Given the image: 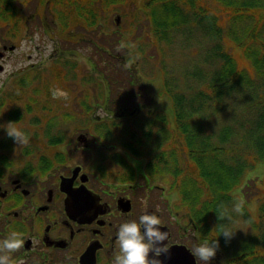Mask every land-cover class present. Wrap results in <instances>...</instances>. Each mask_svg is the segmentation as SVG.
I'll list each match as a JSON object with an SVG mask.
<instances>
[{
	"label": "flooded vegetation",
	"instance_id": "obj_1",
	"mask_svg": "<svg viewBox=\"0 0 264 264\" xmlns=\"http://www.w3.org/2000/svg\"><path fill=\"white\" fill-rule=\"evenodd\" d=\"M7 40L0 36V125L17 123L28 138L18 146L0 127V241L13 232L24 241L10 264H113L119 225L145 213L169 233L163 264H200L192 250L211 241L182 201L169 149L149 156L142 139L130 140L133 147L100 143L98 126L105 129L111 116L96 108L87 115L91 98L75 100L71 83L54 82L58 71L44 67L43 52L35 61L32 52L15 58ZM95 107L111 112L107 100ZM219 256L218 248L210 264H220Z\"/></svg>",
	"mask_w": 264,
	"mask_h": 264
},
{
	"label": "trees",
	"instance_id": "obj_2",
	"mask_svg": "<svg viewBox=\"0 0 264 264\" xmlns=\"http://www.w3.org/2000/svg\"><path fill=\"white\" fill-rule=\"evenodd\" d=\"M124 1L89 0L87 3L84 0H51L55 7H51L54 14L50 20L59 30H65L69 23L74 22L90 33L91 40L106 38L111 36L108 31H103L102 21L108 20L106 11ZM214 1L224 7L221 8L222 14L211 13L209 8L202 5V0H140L135 7L136 19L139 21L143 18L159 42L170 41L175 32L187 27L198 29L202 37L210 42V37L221 40L213 45L211 42L213 47L210 45L207 48L214 58L207 64L210 67L205 73L207 84L200 91H194L192 99H187L188 95L183 93L173 95L176 128L172 129L173 139L176 138V132L181 134L177 135L183 141L181 148L175 149L183 160L177 153H172L171 161L172 156L178 160L171 163L172 173L184 176L177 186L183 203L192 220L200 226L202 235L211 241L217 239L223 251L232 248L229 264H264V178L260 183L254 180L256 192L253 195L245 189L249 184L243 179L244 174L257 163H264V0ZM14 2L18 0H0V19L5 20L13 15ZM6 26L0 23V29ZM226 44L231 46L232 53L227 52ZM121 45L122 42L117 41L114 50L96 47V51L102 50L108 55L118 48L126 51ZM100 60L101 65L94 57L89 58L92 70L95 69L101 77L102 72L97 67H105L108 62L102 58ZM240 60H247L250 68H242ZM127 70L132 75V85L135 83V74H132L130 67ZM198 74L203 75L204 72ZM243 89L247 92L254 90L251 94L253 101L247 106L252 114H248L247 118L240 116L234 128L224 126L218 133V139L209 141L204 136V130L199 127L200 122L190 117L204 115L209 109L208 115L215 114L223 109L228 96L243 92ZM191 102H196V106ZM117 109L125 111L126 107ZM148 134L149 131H144L145 136ZM138 137H133V141ZM180 162L185 165L184 169L180 168ZM236 198L244 201V215L241 217L232 213L230 224L227 219L219 220L217 214L220 206L230 211ZM240 220L250 221L245 225L246 232H237L230 241L226 242L220 236V231L214 230L220 224H228L234 231Z\"/></svg>",
	"mask_w": 264,
	"mask_h": 264
},
{
	"label": "rangeland",
	"instance_id": "obj_3",
	"mask_svg": "<svg viewBox=\"0 0 264 264\" xmlns=\"http://www.w3.org/2000/svg\"><path fill=\"white\" fill-rule=\"evenodd\" d=\"M40 1L18 0V2H14L13 15L8 16L5 20L0 19V23L7 25L4 29H0V33L9 32L7 44L12 43V45L6 46L17 48L13 57L18 58L22 52H32L30 61H35L39 52L41 54L43 52L44 61L47 62L50 61L52 56L50 53L54 52L56 42H60L59 46L71 48L72 51L79 54L73 53L69 59L57 60L59 64L66 62L71 64V71L62 78L61 83H71V91L78 94L75 100H78V98L87 100L85 98H89V95L84 90H89L93 106L87 108V115L95 116V108L99 111L98 115L101 117L106 114L111 115L112 119L105 124V129H102L101 125L98 126L103 133V136L95 135L99 138L100 143H107L108 141L111 143L113 141L121 146L120 142L129 141L133 147V143L142 139L145 141L143 148H151L149 156L160 151L161 154H164L162 150L168 148V163L170 165L178 162L175 156H172L171 161L172 153H177L179 158L183 160L180 152L175 149L181 148L183 142L180 141L182 140L181 137L180 139L177 137L180 133L176 132V138L173 139L172 129H176L173 95L183 93L188 95L187 99H192L193 92L200 91L203 85L207 84L205 73L210 69L207 64L214 60L207 48L211 45V42L213 45L214 42H220L221 40L210 37V42L202 37L198 29L194 30V28L189 29L187 27L184 30L175 32L173 39H170V41L159 42L149 31L146 26L147 22L143 18L139 21L136 19L135 7L140 0H125L118 6L109 7L106 11L108 20L107 22L103 20L102 23L104 26L103 31H108L111 36L91 40L90 33L74 22L69 23L65 30H59L58 26H52L54 22L50 20V17L54 13L51 11V7L55 6L51 0H43L42 3ZM84 1L89 3V0ZM202 3L204 7L209 8L211 13L222 14L221 8L224 7L217 1L202 0ZM118 15L121 19H119L116 26L114 18ZM106 39H109V41ZM117 41L122 42L126 51L115 50L110 55L107 52H102V50L96 51V47L114 50ZM226 45L227 52L232 53L231 46ZM91 56L95 58L99 65H101L100 58L108 62L105 67H97L102 72L100 73L102 83L97 79H94L96 80L94 81L93 76H91L90 69L92 65L89 62ZM125 63L130 65L132 74H135V83L133 82L132 85L130 84L132 75L125 69ZM239 64L244 69L250 68L247 60H240ZM21 65L22 63L17 67ZM6 66L11 69V66ZM200 71H203L204 74H198ZM187 84L189 87H187ZM191 86L195 88L190 89ZM120 92H125L123 99H127L125 111L117 109L120 106L115 105L114 99L118 101L117 96ZM250 92H247L246 89H243V92H234L226 98L223 109L218 110L213 115H208L209 110H211L209 109L204 115L190 118L193 121L200 122L199 127L204 130V136L209 141L215 142V139H218V133L224 126L234 128L240 116L247 118L248 114H252L247 106L253 101L251 94L254 90H250ZM105 100L108 101L111 112H105L104 109L95 107ZM185 102L189 103V101ZM191 103L196 106V102ZM119 114L123 117L121 119L115 118ZM76 115H79L78 110H76ZM164 116L168 118L166 124L162 123V118L165 119ZM150 123L153 125V131L145 136L144 131H148L147 124ZM106 127L107 131L112 132L113 135L109 133V137L107 136ZM149 128L151 129L150 126ZM115 132L118 133V137ZM138 135L140 136L139 139L133 141V137ZM106 136L108 138H104ZM180 168H185L182 162H180ZM182 176H175V182H180ZM261 177L264 178L263 162L257 163L244 174L243 179L245 183L249 184V187L245 189L250 195L256 192L253 185L254 180L257 179V183H260ZM251 206H254V204ZM245 225L247 223L240 220L234 230L235 235L239 231V233H245ZM231 250L232 248L230 251H220V264H229V252Z\"/></svg>",
	"mask_w": 264,
	"mask_h": 264
},
{
	"label": "clouds",
	"instance_id": "obj_4",
	"mask_svg": "<svg viewBox=\"0 0 264 264\" xmlns=\"http://www.w3.org/2000/svg\"><path fill=\"white\" fill-rule=\"evenodd\" d=\"M122 44L120 47H123ZM119 51V48L117 49ZM125 69L130 65L125 63ZM61 95H66L61 93ZM55 98V97H54ZM17 123L9 122L3 127L9 138L13 139L18 146L26 145L28 138L26 134L15 127ZM232 213L237 216L244 215V201L236 198L233 201L231 210L229 211L223 205L218 211V219H227L228 223H232ZM250 223V221H245ZM162 221L155 214L145 213L139 217V221L131 220L119 225L116 233V244L118 245V254H115L113 264H163L160 259L162 256H168L169 249L167 241L169 233L162 231ZM214 230L220 231V236H223L227 241H230L235 232L228 226V224H220ZM24 244L23 239L18 233H11L3 241H0V264H10L11 254L20 250ZM219 248L217 239L211 242H205L193 248L192 254L200 264H210L212 259L216 256ZM20 264H24L21 260Z\"/></svg>",
	"mask_w": 264,
	"mask_h": 264
},
{
	"label": "water",
	"instance_id": "obj_5",
	"mask_svg": "<svg viewBox=\"0 0 264 264\" xmlns=\"http://www.w3.org/2000/svg\"><path fill=\"white\" fill-rule=\"evenodd\" d=\"M118 20V19H117Z\"/></svg>",
	"mask_w": 264,
	"mask_h": 264
}]
</instances>
